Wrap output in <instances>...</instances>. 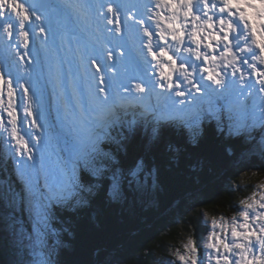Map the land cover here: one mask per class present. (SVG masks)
<instances>
[{
	"label": "snow or ice",
	"instance_id": "obj_1",
	"mask_svg": "<svg viewBox=\"0 0 264 264\" xmlns=\"http://www.w3.org/2000/svg\"><path fill=\"white\" fill-rule=\"evenodd\" d=\"M0 25L5 264H63L75 219L95 221L101 196L121 204L131 190L158 206L206 122L225 157L246 141L264 156V0H0ZM152 95L158 103L144 106ZM137 134L149 149L163 143V163L124 164ZM259 187L238 216L213 217L199 245L189 237L176 249L178 264H264ZM93 255L122 264L115 247Z\"/></svg>",
	"mask_w": 264,
	"mask_h": 264
},
{
	"label": "trees",
	"instance_id": "obj_2",
	"mask_svg": "<svg viewBox=\"0 0 264 264\" xmlns=\"http://www.w3.org/2000/svg\"><path fill=\"white\" fill-rule=\"evenodd\" d=\"M170 139L183 144L179 136ZM224 143L206 122L200 146L187 148L179 166L167 172L172 179L166 181L158 206L134 199L131 190L127 202L121 204L98 198L95 221L87 214L75 219L72 247L60 254L63 264H91L98 247L117 248L122 264H178L173 253L182 249L186 236L195 238L199 245L208 233L205 214L210 219L238 214L240 197L245 194L240 185L242 173L258 168L264 174L263 158L252 155L246 160L253 152L250 142H236L237 155L231 158L223 153ZM163 149V143L149 149L145 136L137 134L129 142L124 164L139 155H155L157 162L163 163ZM0 264H5L1 252Z\"/></svg>",
	"mask_w": 264,
	"mask_h": 264
},
{
	"label": "rangeland",
	"instance_id": "obj_3",
	"mask_svg": "<svg viewBox=\"0 0 264 264\" xmlns=\"http://www.w3.org/2000/svg\"><path fill=\"white\" fill-rule=\"evenodd\" d=\"M22 2H25L28 5H31L32 3L38 2V0H22ZM122 2L125 4H135L138 2V0H132V1L122 0ZM0 36H2V25H0ZM0 51H2V43H0ZM153 97H156V96L152 95L149 99L143 101L144 106L152 105ZM249 144L251 145V142ZM252 155H256L258 158L264 159V156H262L258 151L253 149V152L250 153V156L249 155L246 156V160H249ZM240 180H241L240 182L241 188H243L245 194L242 197H240V207L238 209V214L235 216H238L239 211L242 209V201L248 198L254 191L256 192L260 191L259 186L261 184H264V174L259 173L258 168H251L247 172L242 173ZM231 217L233 216L228 215L224 219L229 220ZM204 222H205V225L206 224L209 225L208 227L210 228L211 219L209 218L207 214L204 215ZM186 237L189 238V236H186ZM8 241H9V237L4 232H0V252L4 259V263L6 260L9 259Z\"/></svg>",
	"mask_w": 264,
	"mask_h": 264
},
{
	"label": "bare ground",
	"instance_id": "obj_4",
	"mask_svg": "<svg viewBox=\"0 0 264 264\" xmlns=\"http://www.w3.org/2000/svg\"><path fill=\"white\" fill-rule=\"evenodd\" d=\"M130 1V0H129ZM132 1V0H131ZM135 2V1H134ZM132 3V2H131Z\"/></svg>",
	"mask_w": 264,
	"mask_h": 264
}]
</instances>
